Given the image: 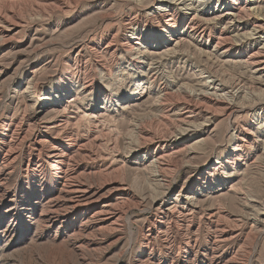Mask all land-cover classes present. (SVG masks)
Masks as SVG:
<instances>
[{
    "label": "bare ground",
    "instance_id": "obj_1",
    "mask_svg": "<svg viewBox=\"0 0 264 264\" xmlns=\"http://www.w3.org/2000/svg\"><path fill=\"white\" fill-rule=\"evenodd\" d=\"M86 1L95 3L93 0H0V48L21 42L20 37L26 35L27 29L35 21L43 23L51 21L54 17L68 18L73 10ZM108 1L112 2L110 7L122 1L135 9L151 4V8L155 6L153 17H167L164 28H158L150 34L148 30L144 33L138 23H130L132 37L126 42L115 45L111 42V37L104 45L96 46L92 43L98 38L109 37L108 31L114 18L110 11L103 12L100 17L105 24L101 32L92 33L88 39L85 36V39L72 43L68 55L63 58V64L68 68L73 62L76 68H80L89 54L101 71L94 68L91 72L73 76L68 70L64 82L59 81L58 86L55 85L50 90L40 88L36 74L33 75V72L37 71H32L31 79H27V86L23 89L29 102L24 104L23 109L28 108L30 113L26 118L24 114L15 118L11 124L3 122L5 130L0 132V209L3 207V210H0V239L7 234H14L20 241L30 237L54 239L60 232L63 242L69 243L72 250L82 254L85 251L94 252L103 247L108 239L111 243L107 246L119 240V237L109 236L120 230L124 219L132 224L129 219L132 209L144 212L153 210L154 217L148 222L145 233H142V246L138 251L144 258L138 260L137 264H192L189 259H196L199 255L196 248L201 245V230L205 233V243L210 244L209 256L207 259L202 258L201 264H243L239 261L240 248L221 249L224 244L233 242L240 236L239 231L235 230L239 226L236 223L233 226L230 223L223 224L222 214L219 215L222 213L220 208L206 212L197 210L193 204L195 197L190 194L183 196L185 201L180 205L177 204V198L171 200V192L168 189L171 181L175 182V178H169L167 174L171 171L178 172L182 167L178 157L171 156L179 145L177 140L192 133L203 132L200 127L202 123H209L219 114L230 122L234 133L231 138V155L225 161L216 159L206 164L194 179V186L205 188L220 184L218 177L226 167L235 164L237 160L240 161L245 156L242 153L256 143H262L264 155V128L258 126L263 124L264 127V51L259 47L255 49L256 45L264 41V12L253 0L251 3L256 5L246 6L249 2L245 0L242 8L236 6L237 2L232 4V0H215L216 7L210 8L209 0H204L199 12L194 9L184 15L181 13V17H174V9L167 5L170 0L99 2L102 5ZM182 1L186 4L190 0ZM26 3L31 5L30 8L18 10L12 7ZM245 17L253 19L243 21L242 18ZM179 21L181 23L178 24ZM210 23H224L216 31L218 43L212 46L213 57L218 61L230 57L231 62L242 65L245 69L243 73L248 74L242 81L245 83V79H248L252 82L247 87L238 83L225 86L211 74L207 66L199 67L194 70L193 79L184 81L174 78L167 87L158 92L157 99L152 104L155 111L161 112L160 116L154 113L146 118L132 119L126 132L125 149L128 156L140 155L141 162L147 161L146 165L152 168L151 180L156 184L155 188H149L152 207H144L140 198L124 184L121 167L116 166L114 161L111 162L107 153L99 152L100 143L97 140L99 135L102 136L106 132V135L109 134L102 113L107 109H118L123 100L133 101L136 94L127 92L124 95L126 97H121L120 94L114 93L112 88L113 83L115 86L117 82L112 81L111 85L105 87L103 82H97L98 74L101 73L106 78L112 75V70L109 71L105 65L106 56H124L121 64L131 73L129 74L134 90H138L145 81L151 83L162 60L179 54L178 46L182 36L202 41L207 37L205 28ZM254 38L256 39L249 44ZM221 41H226L222 48L219 45ZM247 42L249 46L244 48V43ZM36 48L34 46L31 50ZM245 50L247 54L242 55ZM100 80L103 81L102 78ZM80 81L82 82L79 83ZM253 83H257V87L254 88ZM78 98H82L81 103ZM239 99L247 101V104H239ZM44 103L50 104V108H44ZM169 103L183 109L177 112V121L168 116L171 110ZM249 104L252 112H248ZM244 113L248 119L240 121L239 115ZM189 115L193 117L190 118ZM197 117H202L203 121L196 122L194 118ZM178 123L187 127L183 128ZM163 125L166 129L177 126L176 136L158 134L156 130ZM257 129L259 135L255 134ZM153 144L155 146L151 151L149 145ZM113 150L118 149L113 146ZM19 159H22L23 167L11 181L9 176L15 172L14 162ZM24 180L30 181V187L19 184ZM257 198L254 196L248 201L257 207L256 233L264 235V198ZM159 200L160 204L153 208ZM199 216L205 218L204 229L200 228L198 223ZM31 229H34L33 232ZM170 230L174 231V235L169 237L167 234ZM183 236L185 238H182ZM246 238L242 243H247ZM172 240L176 242L175 245ZM247 244L250 245V250L256 247L254 241ZM155 255L158 262L154 260ZM170 255L172 257L168 262L166 258ZM244 257L246 264H250L251 253L246 252Z\"/></svg>",
    "mask_w": 264,
    "mask_h": 264
},
{
    "label": "rangeland",
    "instance_id": "obj_2",
    "mask_svg": "<svg viewBox=\"0 0 264 264\" xmlns=\"http://www.w3.org/2000/svg\"><path fill=\"white\" fill-rule=\"evenodd\" d=\"M99 1L102 0H93V2H95L94 4L87 1L80 4L76 10H73V12L70 13L68 18L54 17L51 21H45L43 23H37V21H35L31 24V27L29 26L27 29L26 35L20 37L21 42H16L10 47L5 48L3 46L0 48V58L3 56L2 61H0V132L1 130H5L3 122H9L11 124L14 122L15 118H20L23 114L26 118L30 113L28 108H25V110L23 109L24 104L29 103L28 100H26L28 95L23 92V89L27 86V79L32 76V71L34 69L37 71L33 72L34 76L36 74L35 78H37V83L40 88L46 90L52 89L55 85L58 86L59 81V83L62 81L64 82L68 70L71 71L73 76H77V74L86 71L91 72L94 68L97 71H101L99 70L98 65L95 66L96 62L93 58H90L89 54L86 55L85 62L82 63L80 68H76L74 62L68 68L63 64V58H65L66 54L68 55L67 52L72 43L85 39V36L86 39H88L92 33L96 34L101 32V29L105 24V21L100 17L103 12L110 11L114 18L111 21V28L108 31L109 37L98 38L92 43L96 46L104 45L111 37V42L115 45L121 42H126L128 38L130 39V37H132L129 27L130 23H138L144 33L148 30L150 34L158 28H164L163 25L165 24V19L167 17L164 19L155 16L153 17L152 13H154L155 6L151 8V4L144 8L135 9L132 6L130 8L128 4L122 1H118L116 4H113L112 7H110L112 2L108 1L109 3L107 2L106 4L101 5ZM244 1L245 0H232L231 3L233 4L234 2H237L238 4H236V6L242 8ZM253 1L257 2L261 7L260 9L262 12H264V0ZM203 2L204 0H190L189 2H186V4H189L188 7H185L186 4L182 0L177 2L176 0L175 2L170 0L167 2V5H170L174 9V17H181L182 14L184 15L186 12H190L194 9L197 10L196 12H199L202 7L200 5ZM247 2L248 5L246 6H249V4L256 5L253 4L254 2L251 3V0H247ZM208 3H210L208 5L210 8L216 7L217 5L215 0H209ZM30 6L31 5L27 3L19 7L17 5H12V7H15V9L18 10L30 8ZM34 18L35 16L32 17V19ZM244 19L252 20L253 18H242L243 21ZM179 23H181V21H179L178 24ZM223 24L224 23L216 25L212 23L208 24L205 28L207 37L202 41L192 40L189 37L182 36L183 39L180 40L178 46V50L180 49L179 54L175 55V57H168V59L162 60L159 68L156 69L157 72H154V77L151 79V83L148 84V81H145L144 84L140 85L138 90H134L135 88L130 78L131 73L126 69L125 65L121 64V62L124 61V56L121 57L117 54L113 57H105V65L109 71L112 70V75L110 78H106L105 75L102 76L101 73H99L97 82H103L106 87L108 84L111 85L112 81H116L117 84L114 86L113 83L112 87L114 93L120 94V96L123 97L127 92H135L136 97L135 99H132L133 101H121L120 104L122 108L119 107L116 110H103L104 112L102 114L104 115L103 117L106 123L105 127L109 134L106 135V132L102 136L99 135L97 139L100 143L99 152L103 151V153H107L109 155L108 159L111 162L114 161L113 163L116 166L121 167L123 170L124 184H126L129 189L140 198L144 207H152L149 188H155L156 184L151 180L152 168L149 167L150 165H146L147 161L145 160L146 162H141L140 160L142 157L140 155L138 157L128 156L127 149H125L126 132L129 130V123L132 119L134 117L146 118L150 115H154V113L157 116H160L161 112L158 113L155 111L152 104V102L154 103L156 101L155 99H157L156 96L158 92L167 87L168 83L174 78L184 81L193 79L194 70L199 67L206 68L207 66V69H210L211 74L217 77L225 86L238 83L247 87V85H250L252 82L248 79H245V83L242 81V79L247 77L248 74L245 75V73H243V70L245 69L242 68V65L231 62L230 57L219 61L217 58L213 57L212 46L215 43H218L217 38L215 37L216 31L220 29ZM256 35L258 36L259 34ZM206 38H208V42H206ZM255 39L256 38L252 39L249 44ZM30 41L31 44L29 46ZM225 42L226 41L219 42L221 48L225 45ZM249 44L248 42L244 43V48L248 47ZM34 46L38 49L31 50ZM258 47L264 51L263 40L256 45L255 49ZM246 54V50L242 52V55ZM100 78H102L103 81L100 80ZM4 79L6 80V83ZM81 82L82 81L79 83ZM19 83L21 85H19ZM253 85L255 88L258 84L253 83ZM77 100L79 103L82 102V98H78ZM239 100L241 101L238 102L239 104H244V102L247 104V101L243 99ZM168 105H170L169 107L171 109L168 112L169 118L173 121H177L178 113L183 109L180 106L172 105L171 103ZM44 108H50V104L44 103ZM247 109L248 112H252L250 104L247 105ZM192 117L193 116L191 115L190 118ZM197 118H194L197 120L196 122L203 121L202 117ZM247 119L248 117L246 118V113L239 115L240 121H245ZM86 122L85 119L84 123ZM178 124L183 128L187 127L183 124ZM258 126L259 128H264L263 124H259ZM200 127L203 128V132L192 133L186 135L184 137L185 139L177 140L179 145L175 148V152L173 151L176 156L174 154L171 155L172 158L178 157L177 159L182 165L178 172L171 171L167 174V177L175 178V182L172 183L171 181L170 184L172 186L170 185V188L168 189V191L171 192V200L177 198V204L180 205L185 201L183 196L190 194L195 197L193 204L197 210L206 212L210 210L216 211L217 208H220L222 213H219V215L222 214L223 216L221 215L222 218L220 216L219 218L222 219L223 224L228 225V223H230L233 226L235 225L234 223H236L239 227H237V229L235 228V230H238V235H240L235 241L224 244L221 249L224 248L227 250L232 247L237 249L238 247L240 248L238 251L240 252L238 254L240 255L239 261L243 264H246L244 257L246 252L251 253L250 264H264V235L256 233L258 232V227L256 228L255 225V218H257L255 213L257 207L253 202L248 201L254 196L255 198L259 197L260 199L264 198V155L262 154V143L259 142L258 144L256 143L255 146L253 145L250 148H247L244 153H242L245 156L242 157L240 161L237 160L235 164L232 163L226 167L223 174L218 177V181L222 184L221 186H219V183H216L214 187L212 185L205 188H197L194 186V179L198 177L206 164H209L216 159L219 161H225L231 155V138L234 134L230 128V122L226 120L222 114L215 115L209 123L204 122ZM156 131L158 134L161 133L174 137L178 132V127L174 126V128H172L171 126L166 129L163 125L159 126ZM168 131H171V133ZM200 134H202V136ZM255 134L259 135L258 129L255 131ZM200 140L203 141L201 142ZM113 146H116L118 150L114 151ZM153 146H155V144L152 146L149 145L151 151L154 148ZM23 149L26 150L25 147H23ZM22 164V159L14 162L15 174H11L9 180H13L16 172L23 167L21 166ZM24 176L26 175L24 174ZM19 184L30 187V181L27 180H24ZM166 187L167 186H165V188ZM259 198L257 199L260 200ZM160 202L161 200H159L153 208L158 206ZM0 210H3V207ZM154 212L155 211L153 210L151 212H144L143 210L132 209L129 212V219L132 224L124 219L121 223L123 226H121L120 230L115 232L112 236H109V238L119 237L117 242L107 246L111 243L108 239L104 246L99 250L94 252L85 251L83 254L82 252L72 250L69 243L63 242L60 232L58 235L56 234V236H54V239L45 237H37L36 239H33L30 237L23 241H20L14 234H7L5 235L6 237L4 236L0 239V264H137L138 260L144 258L141 257L138 252L142 246L141 236L142 233H145L149 225L148 222H151L154 217ZM199 218L200 220L198 223L201 226L200 228L204 229L205 218L203 216H199ZM228 220L230 221L227 222ZM254 229H256V231ZM33 230L34 229H31L32 232ZM201 231V245L198 246L199 249L198 247L196 248L197 255H199L196 259H189L192 264H201L202 258L207 259L209 256L208 249L210 248V244L205 243V233L203 232L204 230ZM249 233L251 234L248 235ZM173 235V230H170L167 234L169 237ZM245 237H247V243L255 242L256 247L253 248V250H250L249 244L242 243V240ZM255 237L256 240H254ZM182 238H185V236ZM173 243V245L176 244V242ZM156 256L157 255H155L154 260L158 262ZM171 257L172 256L170 255L166 260L169 262Z\"/></svg>",
    "mask_w": 264,
    "mask_h": 264
}]
</instances>
